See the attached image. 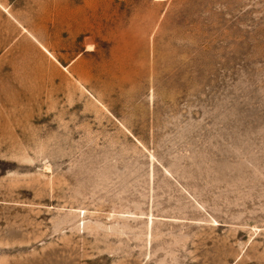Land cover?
Listing matches in <instances>:
<instances>
[{
	"label": "rangeland",
	"instance_id": "obj_1",
	"mask_svg": "<svg viewBox=\"0 0 264 264\" xmlns=\"http://www.w3.org/2000/svg\"><path fill=\"white\" fill-rule=\"evenodd\" d=\"M0 264H264V0H0Z\"/></svg>",
	"mask_w": 264,
	"mask_h": 264
}]
</instances>
